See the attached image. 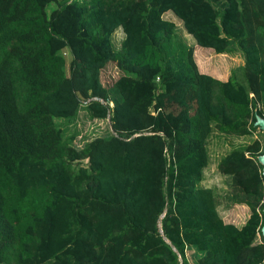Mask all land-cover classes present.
Returning a JSON list of instances; mask_svg holds the SVG:
<instances>
[{"label":"trees","instance_id":"1","mask_svg":"<svg viewBox=\"0 0 264 264\" xmlns=\"http://www.w3.org/2000/svg\"><path fill=\"white\" fill-rule=\"evenodd\" d=\"M167 12L243 65L200 73ZM108 64L121 75L105 87ZM82 107L111 133L76 148L56 120ZM256 116L264 0H0V264H262ZM213 137L246 140L216 167L241 227L202 185Z\"/></svg>","mask_w":264,"mask_h":264},{"label":"rangeland","instance_id":"2","mask_svg":"<svg viewBox=\"0 0 264 264\" xmlns=\"http://www.w3.org/2000/svg\"><path fill=\"white\" fill-rule=\"evenodd\" d=\"M51 8L54 7L52 6ZM163 18L174 22L178 29L177 32L181 35L182 39L188 44V46L192 47L194 61L196 59L195 64L198 66L199 72L204 71L213 73L217 77H228L232 69L243 65V57L239 52L226 54L225 56L216 55L213 52H211V54H204L199 50L200 47L195 44L193 38L183 30L181 22L171 12L165 13ZM122 37L123 35L120 31L115 33V45H119ZM120 75L121 73L113 64H108L101 72V83L103 86L109 87ZM56 122L58 126L64 130L66 136H75L73 145L76 148L82 147L83 144L92 139L106 137L111 133L109 122L107 120L89 119L83 107L80 108L73 123L67 124L63 120H56ZM255 134L259 137L258 132ZM245 142V139L223 137L211 138L208 144L210 161L208 167L204 171V179L202 182L203 187H211L216 191L217 195H219L218 212L223 221L226 223H233L238 227H240L249 217V209L244 205H231L228 207L230 202L227 199V195L230 193V181L227 178L222 177L217 172L216 167L219 159L224 156L232 146L243 144ZM189 254L190 253H188V255Z\"/></svg>","mask_w":264,"mask_h":264},{"label":"water","instance_id":"3","mask_svg":"<svg viewBox=\"0 0 264 264\" xmlns=\"http://www.w3.org/2000/svg\"><path fill=\"white\" fill-rule=\"evenodd\" d=\"M254 126H256L259 130H261L262 134L264 135V118L260 116H256ZM257 160L258 163L262 166V176L264 178V148L262 155L258 156ZM263 213H264V206H263ZM261 235L264 238V225L261 228ZM262 264H264V262Z\"/></svg>","mask_w":264,"mask_h":264},{"label":"crops","instance_id":"4","mask_svg":"<svg viewBox=\"0 0 264 264\" xmlns=\"http://www.w3.org/2000/svg\"><path fill=\"white\" fill-rule=\"evenodd\" d=\"M199 50H201L204 54L205 53H208V54H211V52H213V53H215V51L213 50V49H210V48H202V47H200V49ZM216 54V53H215ZM216 55H222V56H225L226 54H216ZM195 62H196V59H195ZM197 66V65H196ZM197 68H198V66H197ZM231 72V71H230ZM200 73H202V74H205V75H209V76H211V77H213V78H215V79H217V80H219V81H223V82H225V81H227V79L229 78V76H230V73H229V75H228V77L226 76H224V77H217V76H215L213 73H208V72H204V71H201ZM226 223V222H225ZM245 223V222H244ZM243 223V224H244ZM233 224V223H232ZM242 224V225H243ZM241 225V226H242ZM236 226V225H235ZM240 226V227H241ZM238 227V226H237Z\"/></svg>","mask_w":264,"mask_h":264}]
</instances>
